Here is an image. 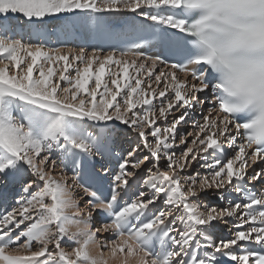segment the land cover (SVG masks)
Here are the masks:
<instances>
[{"label":"snow or ice","instance_id":"6c2138e0","mask_svg":"<svg viewBox=\"0 0 264 264\" xmlns=\"http://www.w3.org/2000/svg\"><path fill=\"white\" fill-rule=\"evenodd\" d=\"M225 63L264 100V0H0V183L17 187L0 264H96L92 242L137 264H264V127L225 98Z\"/></svg>","mask_w":264,"mask_h":264},{"label":"clouds","instance_id":"9594fccd","mask_svg":"<svg viewBox=\"0 0 264 264\" xmlns=\"http://www.w3.org/2000/svg\"><path fill=\"white\" fill-rule=\"evenodd\" d=\"M199 15L201 9L194 8ZM209 55L212 49L209 48ZM217 80L223 85L225 98L237 106V114L245 115L251 121L250 128L255 132L264 127V100L254 101L250 95V80L246 71L234 63L217 64L213 67ZM70 227L69 231H75ZM98 242H92L87 246L88 255L96 261V264H137L138 257L113 258L108 253H101L97 247Z\"/></svg>","mask_w":264,"mask_h":264},{"label":"rangeland","instance_id":"374dc122","mask_svg":"<svg viewBox=\"0 0 264 264\" xmlns=\"http://www.w3.org/2000/svg\"><path fill=\"white\" fill-rule=\"evenodd\" d=\"M25 39H27V37L25 36L24 37ZM71 47V46H70ZM155 86V85H154ZM204 108V114L206 112V105L203 106ZM180 113L177 112L175 113V115H179ZM171 116L169 117V120L168 122L171 123ZM196 119L199 120L200 122H202V116L200 113H197V116H196ZM161 122H158V124H160ZM192 129V120L189 119L186 123H182L181 126L178 127V132L179 133H186L187 131L191 130ZM192 139V137H188V141L190 142ZM179 141V135H177V143ZM118 144H127V138L125 137H120L117 141ZM177 151H179V149H177ZM100 161L98 160L97 163L93 166V170H98L99 167H100ZM199 163L200 162H196L194 163L191 171L195 172L197 170V168L199 167ZM203 171V170H201ZM9 183V184H8ZM105 183H106V191L108 192V182L107 180H105ZM8 184V185H7ZM133 188H136V186L134 185ZM79 191V195L80 196H83V191L82 189L78 190ZM17 194V187L12 183L11 180H8L7 182L5 183H0V211H3L4 207H7L9 210L11 207H13L15 205V196ZM3 198V199H2ZM5 199V200H4ZM4 200V202H3ZM2 202V203H1ZM199 202H201L202 204L203 203H207L209 206L211 205H216L218 207H224V203H222L220 200H218L216 198L215 195L212 194L211 191L209 192H206L202 195H200L199 197ZM103 219V217H101V215L97 216V214L95 215V224L98 225V223ZM97 222V223H96ZM231 221H229V224H230ZM215 223V226L218 228V230L214 229V235L217 237V238H224V239H227L228 236L226 235L224 229L227 227L226 224H224L223 222H214ZM220 223H221V226H220ZM220 227V228H219ZM217 232V233H216ZM111 237L109 236V239ZM65 243H67V241L65 240ZM223 263H226V261H223Z\"/></svg>","mask_w":264,"mask_h":264},{"label":"bare ground","instance_id":"6f19581e","mask_svg":"<svg viewBox=\"0 0 264 264\" xmlns=\"http://www.w3.org/2000/svg\"><path fill=\"white\" fill-rule=\"evenodd\" d=\"M70 41H73V40H69L68 42H67V44H68V46H72L69 42ZM90 43V42H89ZM91 50V47L89 46V51ZM202 96H203V94H202ZM9 184V183H8ZM7 184V185H8ZM105 193H107V191H105ZM3 199V198H2ZM1 200V199H0ZM5 200V199H4ZM4 200H3V202H4ZM2 203V202H1ZM15 203V202H14ZM11 209V208H10ZM97 223V222H96ZM220 226H221V223H220ZM216 227V226H215ZM222 227V226H221ZM220 228V227H219ZM216 229L218 230V228L216 227ZM219 231V230H218ZM217 233V232H216ZM222 264H224L223 262H222Z\"/></svg>","mask_w":264,"mask_h":264}]
</instances>
